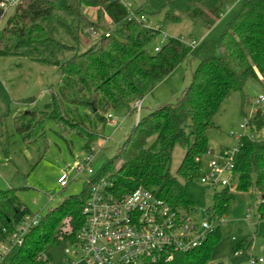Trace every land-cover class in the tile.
I'll use <instances>...</instances> for the list:
<instances>
[{
  "label": "trees",
  "instance_id": "obj_1",
  "mask_svg": "<svg viewBox=\"0 0 264 264\" xmlns=\"http://www.w3.org/2000/svg\"><path fill=\"white\" fill-rule=\"evenodd\" d=\"M234 1L146 0L145 6L134 12L137 15L164 12L166 21L187 19L210 29ZM83 5L98 7L114 25L109 36H101L90 49L58 64L63 83L62 99L66 91L74 101L96 115L99 111L107 113L121 106L129 107L131 114L136 115L131 133L121 144L119 152L104 166L110 169L107 179L111 191L121 196L142 186L169 204L173 211L198 214V205L186 185L202 174V156L208 151L207 130L214 126V116L232 91L243 92L248 80L261 83L264 90V0H242L240 10L228 22L219 41L206 40L193 49L172 37L157 52L148 49L157 34L155 26L146 27L142 22L129 19V9L120 0H19L2 30L0 56L25 55L21 48L34 42L33 35L44 38L34 44L53 42L51 23L57 10L77 18ZM5 14L0 6V19ZM10 36L17 38V42H13ZM188 59L198 62L189 85L173 102L161 103L144 114L142 105L137 121L133 106L137 100L143 99L144 90ZM80 77H86L88 84ZM78 83L81 87L76 89ZM100 83H103L102 87H98ZM68 86L74 89H64ZM81 94H88V99ZM242 99L244 107L247 100L244 96ZM60 101L54 103V108ZM36 114V111H29L14 119L17 132L29 142L45 132L43 122L35 119ZM72 120L73 124L76 123ZM246 126L253 129L256 136L240 137L238 150L231 159L235 175L231 186L236 185L235 190L239 192L257 193L260 197L258 215L264 219V137L259 135L264 128V111L255 110L247 118ZM80 127L77 129L79 133L89 139L88 153L92 147L89 144L92 135L84 133ZM5 129V116L0 114V138ZM75 130L73 128L70 132ZM152 137L155 139L150 145ZM177 145L185 149V155L173 175L170 167ZM228 151V148H222L220 155H227ZM117 160H120L118 167L114 165ZM100 175L98 172L93 182L101 179ZM89 193L90 183L81 194L63 198L41 221L28 229L22 243L14 245L5 255L3 264H42V255H48L46 248L49 244L61 241L73 244L85 223L83 210ZM234 196L230 186L216 191L214 204L206 209L208 218L225 216ZM30 214L13 188L0 191V242L10 239L16 226ZM220 236L217 228L192 251L175 253L169 261L162 258L145 264H225L212 262L213 247ZM48 257L51 259L50 255Z\"/></svg>",
  "mask_w": 264,
  "mask_h": 264
},
{
  "label": "rangeland",
  "instance_id": "obj_2",
  "mask_svg": "<svg viewBox=\"0 0 264 264\" xmlns=\"http://www.w3.org/2000/svg\"><path fill=\"white\" fill-rule=\"evenodd\" d=\"M9 1L6 7H2L6 14L0 19V40L4 26L14 12L15 5L11 3L13 0ZM129 1L131 5L128 9L135 12L144 7L146 2ZM241 5L242 0H235L229 4L210 29L187 19L181 22L166 21L164 12L156 15L146 14L149 21L160 26V32H157L148 49L152 52L156 46H160L164 33L180 39L186 46L200 44L206 40L219 41L223 30L240 10ZM91 25L99 28L95 34ZM113 25L98 7L83 5L77 18L57 10L51 23L53 42L34 44L44 38L33 35L34 42L27 43L21 48L26 52L25 55L0 56V114L5 116L6 122L4 135L0 138V191L13 188L29 208L30 220L37 216L41 221L63 198L81 194L98 172L101 178H107L110 169L104 168L106 162L119 152L121 144L136 124V115L131 114L127 106L107 113L99 111V115H96L88 107L74 101L69 92H64V99L60 94L63 83L58 64L90 49L108 29H112ZM10 38L13 42L18 40L12 36ZM197 65L196 60L188 59L165 78L144 90L142 113L161 103L175 101L191 82L192 72ZM72 79L75 80L73 77ZM82 80L88 84L89 80L86 77ZM102 86L103 83L98 85ZM76 87L79 89L81 83ZM64 89L74 87L68 86ZM261 94H264L262 84L248 80L243 92L232 91L228 95L214 116V126L207 130L210 153L207 151L202 156V174L210 173L212 160H223L220 155L222 148L233 150L238 145L240 137L256 136L255 131L246 126V120L255 110L260 108L264 111V102L256 104V99ZM243 96L247 100L244 107ZM81 97L88 99L89 95L81 94ZM57 100L60 102L54 108ZM29 111L37 112L35 119H40L45 129L40 137L31 142L17 132L14 123L16 116ZM72 119L76 123L73 124ZM80 126L84 133L92 135L89 144L96 147V151L93 153L92 164L94 174L83 173L76 176L70 168L77 158L86 154V145L89 141L87 136H82L80 130H77ZM73 128L76 130L70 132ZM259 135L264 137V128ZM154 139V137L149 139L150 145ZM184 155L185 149L177 145L173 150L170 167L173 175H176ZM119 164L120 160L114 163L116 167ZM64 172L69 173V183L62 188L58 179ZM235 186H231L235 196L228 213L222 219L211 222L213 227L219 226L221 235L213 247L212 262L249 264L250 258L254 256L261 257L263 262L259 264H264V219L258 215L260 197L255 192L236 191ZM186 188L198 205V214L194 215V220L201 223L207 217L206 209L214 204L215 192L222 188H209L200 182V177L187 182ZM64 221L65 219L61 224ZM238 246H240L237 249L238 254H235ZM66 247L71 245L63 241L59 244L51 243L47 246L46 253L50 255L54 264H63Z\"/></svg>",
  "mask_w": 264,
  "mask_h": 264
},
{
  "label": "built area",
  "instance_id": "obj_3",
  "mask_svg": "<svg viewBox=\"0 0 264 264\" xmlns=\"http://www.w3.org/2000/svg\"><path fill=\"white\" fill-rule=\"evenodd\" d=\"M127 8L129 0H120ZM9 0H2L1 7H6ZM19 0L11 3L16 5ZM129 19L142 22L146 27L154 25L157 32L160 26L149 21L145 14L137 15L129 10ZM93 34L96 29L91 27ZM112 29L105 32L109 36ZM172 37L162 34V44ZM156 46L154 52L160 50ZM198 44H191L195 48ZM264 102V94L258 96L256 104ZM143 99L135 102L134 108L137 113V121ZM247 123V120H246ZM238 150L236 146L229 150L227 155L222 154L223 160L210 162V173L201 174L200 182L209 188H224L233 184L235 175L232 166V156ZM96 147L75 160L70 168L76 176L83 173L94 174L92 164ZM210 153V151H208ZM90 183V193L85 200L83 215L85 223L77 233L76 240L71 247L64 249L65 257L63 264H145L157 262L162 258L171 260L175 253H186L203 244L208 238L209 232L219 228L213 227L208 216L201 223L194 220L197 213L176 212L158 198L152 191L140 186L132 192L121 196L111 191V184L107 178H101L97 182ZM60 187L64 188L69 183V173L64 172L58 179ZM250 208L247 209L249 211ZM28 221H30L28 223ZM38 217L30 220L29 216L16 226L15 232L6 242H0V264L4 263L5 255L16 244H21L28 229L38 223ZM235 254H238L237 249ZM42 264H54L48 255H42ZM263 259L250 258L249 264H259Z\"/></svg>",
  "mask_w": 264,
  "mask_h": 264
},
{
  "label": "crops",
  "instance_id": "obj_4",
  "mask_svg": "<svg viewBox=\"0 0 264 264\" xmlns=\"http://www.w3.org/2000/svg\"><path fill=\"white\" fill-rule=\"evenodd\" d=\"M144 100V99H143Z\"/></svg>",
  "mask_w": 264,
  "mask_h": 264
}]
</instances>
